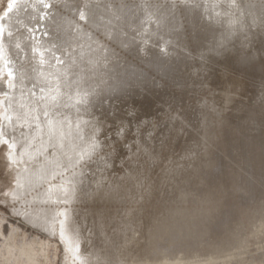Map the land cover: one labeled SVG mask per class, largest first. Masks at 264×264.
Instances as JSON below:
<instances>
[{
  "label": "rangeland",
  "instance_id": "1",
  "mask_svg": "<svg viewBox=\"0 0 264 264\" xmlns=\"http://www.w3.org/2000/svg\"><path fill=\"white\" fill-rule=\"evenodd\" d=\"M0 23V264H264V0H0ZM69 65L59 94L46 76ZM85 88L101 126L73 112ZM66 206L81 263L58 230Z\"/></svg>",
  "mask_w": 264,
  "mask_h": 264
},
{
  "label": "bare ground",
  "instance_id": "2",
  "mask_svg": "<svg viewBox=\"0 0 264 264\" xmlns=\"http://www.w3.org/2000/svg\"><path fill=\"white\" fill-rule=\"evenodd\" d=\"M18 1H19V0H18ZM46 1H48V0H46ZM16 2H17V1H16ZM30 2H31V1H30ZM34 3H35V2H34ZM28 4H29V3H28ZM35 4H36V3H35ZM44 4H45V3H44ZM26 5H27V4H26ZM30 5H31V4H30ZM46 5H47V4H46ZM41 8H42V7H41ZM45 8H47V7H45ZM17 9H18V8H17ZM31 10H32V9H31ZM71 10H72V9H71ZM118 11H119V10H118ZM191 11H192V10H191ZM124 12H125V11H124ZM19 13H20V12H19ZM40 13H41V12H40ZM195 13H196V12H195ZM7 14H8V13H7ZM10 14H11V13H10ZM8 15H9V14H8ZM37 15H38V14H37ZM91 15H92V13H91ZM116 15H117V14H116ZM10 16H11V15H10ZM19 16H20V15H19ZM61 16H62V15H61ZM87 16H88V15H87ZM195 16H196V15H195ZM30 17H31V16H30ZM58 18H60V17H58ZM61 18H62V17H61ZM97 18H99V17H97ZM191 18H192V17H191ZM18 19H19V18H18ZM33 19H34V18H33ZM106 19H107V18H106ZM197 19H198V18H197ZM2 20H3V19H2ZM5 20H6V19H5ZM103 20H104V19H103ZM195 20H196V19H195ZM15 21H16V20H15ZM18 21H19V20H18ZM22 21H23V20H22ZM60 21H61V20H60ZM60 21H59V22H60ZM110 21H111V20H110ZM198 21H199V20H198ZM72 22H73V21H72ZM103 22H104V21H103ZM201 22H202V21H201ZM56 23H58V22H56ZM61 23H62V22H61ZM69 23H70V22H69ZM74 23H75V22H74ZM0 24H1V23H0ZM30 24H31V23H30ZM36 24H37V23H36ZM47 24H48V23H47ZM116 24H118V23H116ZM120 24H122V23H120ZM60 25H61V24H60ZM60 25H59V26H60ZM62 25H63V24H62ZM68 25H69V24H68ZM112 25H113V24H112ZM112 25H111V26H112ZM198 25H199V23H198ZM32 26H33V25H32ZM65 26H66V25H65ZM65 26H63V27H65ZM108 26H109V25H108ZM196 26H197V24H196ZM1 27H3L2 24H1ZM55 27H56V26H55ZM6 28H7V27H6ZM28 28H29V27H28ZM109 28H110V27H109ZM196 28H197V27H196ZM30 29H31V28H30ZM40 29H41V28H40ZM46 29H47V28H46ZM54 29H55V28H54ZM67 29L69 30V28H67ZM71 29H72V28H71ZM8 30H9V29H8ZM16 30H17V29H16ZM31 30H32V29H31ZM52 30H53V29H52ZM72 30H73V29H72ZM195 30H197V29H195ZM54 31H55V30H54ZM56 31H57V30H56ZM65 31H66V30H65ZM104 31H107V30H106V25H105V30H104ZM129 31H130V30H129ZM29 32H30V31H29ZM57 32H58V31H57ZM57 32H56V33H57ZM59 32H61V31H59ZM62 32H63V31H62ZM81 32H82V31H81ZM3 33H4V32H3ZM11 33H12V32H11ZM26 33H27V32H26ZM49 33H50V32H49ZM74 33H75V32H74ZM4 34H5V33H4ZM76 34H77V33H76ZM181 34H182V33H181ZM26 35H27V34H26ZM28 35H29V34H28ZM55 35H56V34H55ZM64 35H66V33H65ZM130 35H131V34H130ZM1 36H2V35H1ZM6 36H7V35H6ZM31 36H32V35H31ZM62 36H63V34L61 35V37H62ZM75 36H76V35H74V37H75ZM9 37H10V36H9ZM24 37H25V36H24ZM28 37H29V36H28ZM58 37H59V36H58ZM63 38H64V37H63ZM69 38H70V37H69ZM77 38H78V36H77ZM80 38H81V37H80ZM64 39H65V38H64ZM20 40H21V39H20ZM57 40H58V39H57ZM5 41H6V40H5ZM65 41H66V40H65ZM84 41L86 42V40H84ZM84 41H82L83 44L85 43ZM20 42H21V41H20ZM79 42H81V41H79ZM82 42H81V43H82ZM52 43H53V42H52ZM54 43H55V42H54ZM59 43H60V42H59ZM20 44H21V43H20ZM49 44H50V43H49ZM57 44H58V43H57ZM57 44H56V45H57ZM86 44H87V43H86ZM54 45H55V44H54ZM59 45H60V44H59ZM89 45H90V44H89ZM20 46H21V45H20ZM27 46H28V45H27ZM39 46H41V45H39ZM61 46H62V45H61ZM70 46H71V45H70ZM87 46H88V44H87ZM46 47H47V46H46ZM53 47H54V46H53ZM90 47H91V46H90ZM90 47H89V48H90ZM98 47H99V46H98ZM72 48H73V47H72ZM32 49H33V48H32ZM34 49H35V47H34ZM49 49H50V48H49ZM57 49H58V48H57ZM61 49H62V48H61ZM70 49H71V48H70ZM80 49H81V48H80ZM95 49H96V48H93L92 50H95ZM29 50H30V49H29ZM41 50H42V49H41ZM54 50H55V49H54ZM68 50H69V49H68ZM81 50H82V49H81ZM83 50H84V49H83ZM97 50H98V49H97ZM15 51H16V49H15ZM57 51H58V50H57ZM87 51H88V53L83 54V58H82L83 61H84V60L86 61V63H87V61L90 59V56H91L90 53H89V50H87ZM75 52H76V51H75ZM85 52H86V50H85ZM30 53H31V52H30ZM81 53H84V52L82 51ZM6 54H7V53H6V49H5V51H4L3 48H2V50L0 51V56H1V58L3 57V59H4L5 56H6ZM31 54H32V53H31ZM77 54H78V52H77ZM79 54H80V53H79ZM91 54H92V53H91ZM95 54H96V53H95ZM45 55H46V53H45ZM53 55H54V54H53ZM80 55H81V54H80ZM56 56H57V55H56ZM69 56H70V55H69ZM74 56H75V55H74ZM74 56H73V57H74ZM97 56H98V55L95 56V60H97V59H96ZM13 57H14V56H13ZM32 57H33V56H32ZM67 57H68V56H67ZM77 57L79 58V55H78ZM77 57H76V59H78ZM81 57H82V56H81ZM68 58H70V57H68ZM7 59H8V58H7ZM70 59H71V58H70ZM74 59H75V57L73 58V60H74ZM80 60H81V59L79 58V61H80ZM93 60H94V58H93ZM98 60H99V59H98ZM29 61H30V59H29ZM33 61H34V60H33ZM60 61H61V60H60ZM79 61H78V63H80ZM19 62H20V61H19ZM21 62H22V61H21ZM21 62H20V63H21ZM64 62H65V61H64ZM71 62H72V60H71ZM73 62H75V61H73ZM81 62H82V60H81ZM69 63H70V62H69ZM78 63H77V64H78ZM86 63H85V64H86ZM97 63H98V62H97ZM97 63H96V64H97ZM70 64L72 65V67H73V65H75V64H72V63H70ZM80 64H81V63H80ZM80 64H79V66H77V67H78V72H77V69L75 68V69H76V72L78 73V74H77V73H75V74H77V76L79 75L78 77H79L80 79L78 80V79L76 78L78 81H80L81 78H82V81H83V79H85V78L87 77V73H86V71H84L85 69L83 70V68H82L83 65H84L83 62H82L81 65H80ZM19 65H20V64H19ZM23 65H24V64H23ZM89 65H91V64H89ZM6 66H7V65H6ZM8 66H9V65H8ZM28 66H29V65H28ZM52 66H54V65H52ZM85 66H86V65H85ZM92 66H93V62H92V65H91L90 67L92 68ZM110 66H111V65H110ZM19 67H20V66H19ZM48 67H49V66H48ZM75 67H76V66H75ZM23 68H24V67H23ZM73 68H74V67H73ZM88 68H89V66H88ZM91 68H90V70H92ZM27 69H28V68H27ZM44 69H45V68H44ZM49 69H50V68H49ZM49 69H48V70H49ZM51 69H52V68H51ZM60 69H61V70H60ZM7 70H8V69H7ZM31 70H33V69H31ZM45 70H47V69H45ZM48 70H47V71H48ZM73 70H74V69H73ZM105 70H106V69H105ZM107 70H108V69H107ZM22 71H24V69H23ZM35 71H36V69H35ZM35 71H34V72H35ZM58 71H59V72H58ZM88 71H89V70H88ZM88 71H87V72H88ZM7 72H8V71H7ZM31 72H32V71H31ZM50 72H51V74L48 72L49 74H48L46 77L48 78V77L51 76V77L53 78V80L56 79L57 81H59V82L61 83V84L58 83V84H59L58 89H59V91H60L59 94H60V93L63 94V93L65 92V91H64V90H65V87H67V85H65V84H66L67 77H70V76H71V75H70V72H71V66H70V65H69V66H66V67H65V66H63V67L56 66V67H54V68L52 69V71H50ZM52 72H53V73H52ZM94 72H95V71H94ZM94 72H93V73H94ZM8 73H9V72H8ZM41 73H42V72H41ZM45 73H46V71H45ZM73 73H74V71L72 72V75H73ZM25 74H29V72H28V73H25ZM31 74H32V73H31ZM15 75H16V74H15ZM21 75H24V74H21ZM43 75H44V74H43ZM84 75H86L85 78H84ZM90 75H91V74H90ZM32 76H33V75H32ZM36 76H37V75H36ZM38 76H40V74H39ZM38 76H37V79H38ZM41 76H42V74H41ZM41 76H40V78H42ZM15 78H16V76H15ZM22 78H23V77H22ZM28 78H29V77H28ZM43 78H44V77H43ZM50 79H51V78H50ZM61 79H63V81H62ZM48 80H49V79H48ZM19 81H20V80H19ZM35 81H36V80H35ZM44 81H45V80H44ZM61 81H62V82H61ZM20 82H22V81H20ZM51 82H52V81H51ZM76 82H77V81H76ZM76 82H75L74 85L72 84L73 82L71 83V85L69 84L70 87H71V88H72V87H73V88L76 87V86H75V85H76ZM80 82H81V81H80ZM30 83H31V82H30ZM33 83H34V82H33ZM36 83H37V82H36ZM40 83H41V82H40ZM16 84H17V82H16ZM55 84H56V83H55ZM67 84H68V83H67ZM80 84H81V83L78 84V88H79V87H82V86H80ZM20 85H21V84H20ZM25 85H26V84H25ZM30 85H31V84H30ZM52 85H53V84H52ZM81 85H82V84H81ZM14 86H15V85H14ZM55 86H56V85H55ZM44 87H45V86H44ZM46 87H48V86H46ZM56 87H57V86H56ZM70 87H69V88H66V92H70V90H71V92L73 91L72 89H70ZM84 87H85V86H84ZM17 88H18V86H17ZM51 88H52V87H51ZM29 89H30V88H29ZM29 89H28V90H29ZM69 89H70V90H69ZM74 89H75V88H74ZM76 89H77V88H76ZM89 89H90V88H85V89H83V92H82L80 89H78V91L80 90V91H79L80 93L82 92V94H81L80 97L77 95V97H79V99H81V100H79L78 103L76 102V103H77L76 106L78 107V108L75 107V109L77 108L76 110H75V109L73 108V106L71 105L72 108H73V110H74V111H73V110H72V111H73V112H76V111L78 112L79 117H78V116H77V117H78V119H83V120H82V123H83L84 125H87V124H88V121H89L88 126L91 125V123H92V125H94V127H98V126H101V124H100L99 122H96V121L92 122V121H91L92 119L90 120L89 116L85 114V112H86L87 109L89 108L88 106L90 105V104L88 105L87 103H85V102L88 100L89 95H91V93H90L91 91H90ZM55 90H56V89H55ZM25 91H26V89H25ZM29 91H30V90H29ZM47 91H48V90H47ZM57 91H58V90H57ZM57 91H56V93H57ZM74 91H75V90H74ZM76 91H77V90H76ZM30 92H31V91H30ZM43 92H44V91H43ZM48 92H49V91H48ZM48 92H47V93H48ZM102 92H103V91H102ZM10 93H11V92H10ZM16 93H17V92H16ZM74 93H75V92H74ZM77 93H78V92H76V94H77ZM83 93H84V94H83ZM33 94H34V93H33ZM48 94H49V93H48ZM51 94H52V93H51ZM57 94H58V93H57ZM62 94H61V95H62ZM64 94H65V93H64ZM78 94H79V93H78ZM93 94H94V93H93ZM25 95H26V94H25ZM40 95H41V94H40ZM44 95H45V94H44ZM53 95H54V94H53ZM53 95H52V96H53ZM74 95H75V94H74ZM226 95H227V94H226ZM226 95H225V96H226ZM21 96H22V95H21ZM30 96H31V95H30ZM50 96H51V95H50ZM59 96H60V95H59ZM70 96H71V98H72V96H73L72 93H71ZM101 96H102V95H101ZM19 97H20V96H19ZM25 97H26V96H25ZM41 97H42V96H41ZM41 97H40V98H41ZM45 97H46V96H45ZM47 97H48V96H47ZM61 97H62V96H60V98H61ZM75 97H76V96H75ZM77 97H76L75 99H77ZM98 97H99V96H98ZM98 97H97V98H98ZM226 97H227V96H226ZM233 97H234V96H233ZM50 98H51V97H50ZM52 98H53V97H52ZM19 99H20V98H19ZM19 99H18V100H19ZM25 99H29V98H25ZM56 99H57V98H55V99H53V100H56ZM67 99H68V95H67ZM67 99H65V100H67ZM69 99H70V98H69ZM73 99H74V98H73ZM89 99H90V98H89ZM104 99H105V98H104ZM223 99H224V97H223V95H222V97H221V101H222ZM8 100H9V99H8ZM20 100H21V99H20ZM33 100H34V99H33ZM44 100H45V99H44ZM46 100H48V99H46ZM58 100H59V99H57L56 101H58ZM91 100H92V99H91ZM91 100H90V102H91ZM23 101H24V98H23ZM25 101H26V100H25ZM42 101H43V99H42ZM59 101L61 102L62 100H59ZM75 101H76V100H75ZM77 101H78V100H77ZM106 101H107V100H106ZM234 101H235V99L232 100V101H230V102L227 101L228 104H226V106H224V107H225V108H224V111H227V110H228V107H227V106H228V105L230 106ZM20 102H21V101H20ZM24 103H25V102H24ZM42 103H45V102H42ZM48 103H50V102L48 101ZM52 103H53V102H52ZM52 103H51V104H52ZM61 103H62V102H61ZM61 103H60V104H61ZM71 103H72V102H71ZM84 103L87 104V105L84 106V105H85ZM88 103H89V102H88ZM5 104H6V103H5ZM8 104H9V102H8ZM55 104L57 105V102H56ZM69 104H70V103H69ZM82 104H84V105H82ZM223 104H224V103H223ZM6 105H7V104H6ZM6 105H5V106H6ZM33 105H34V104H33ZM38 105H39V104H38ZM40 105H42V104H40ZM40 105H39V106H40ZM43 105H44V104H43ZM45 105H46V104H45ZM52 105H54V103H53ZM56 105H54V107H55ZM12 106H13V105H12ZM16 106H17V103H16ZM16 106L14 105V107H16ZM47 106H48V105H47ZM57 106H59V104H58ZM64 106H65V104H64ZM74 106H75V104H74ZM6 107H7V106H6ZM30 107H31V106H30ZM32 107H33V106H32ZM42 107H43V106H42ZM42 107H41V109H42ZM22 108H23V107H22ZM43 108H44V107H43ZM45 108H46V107H45ZM55 108H56V107H55ZM58 108H59V107H58ZM63 108H64V107H63ZM16 109L18 110V108H16ZM19 109H20V108H19ZM36 109H37V108H36ZM47 109H48V108H47ZM49 109H51V108L49 107ZM52 109H53V108H52ZM53 110H54V109H53ZM55 110H56V109H55ZM55 110H54V111H55ZM57 110H58V109H57ZM59 110H61V109H59ZM69 110H71V107H70ZM88 110H89V112H90L91 109H88ZM51 111H52V110H51ZM72 111H71V112H72ZM99 111H100V110H99ZM22 112H23V110H22ZM37 112H38V111H37ZM48 112H49V111H47V114H49ZM56 112H57V111H56ZM58 112H59V111H58ZM58 112H57V113H58ZM60 112H62V110H61ZM68 112L70 113V111H68ZM7 113H8V112H7ZM38 113H39V112H38ZM40 113H41V112H40ZM45 113H46V112H45ZM69 113H67V114L69 115ZM86 113L88 114V112H86ZM90 113H91V112H90ZM187 113H189V112H187ZM36 114H37V113H35V115H36ZM50 114H51V113H50ZM50 114H49V115H50ZM61 114H62V113H61ZM8 115H9V113H8V114H5V116H8ZM23 115H24V114H23ZM31 115H32V114H31ZM37 115H38V114H37ZM37 115H36V117H37ZM52 115H54V113H52ZM92 115H93V114H92ZM25 116H26V115H25ZM33 116H34V115H33ZM59 116H60V115H59ZM59 116H58V117H59ZM71 116H72V114H71ZM8 117H9V116H8ZM8 117H7V118H8ZM20 117H21V116H20ZM22 117H23V116H22ZM36 117H35V118H36ZM38 117H40V115H39ZM49 117H50V116H49ZM52 117H53V116H51V118H52ZM60 117H61V116H60ZM60 117H59V119H60ZM69 117H70V116H69ZM72 117H74V116H72ZM72 117H70V118H72ZM87 117H88V118H87ZM3 118H5V117H3ZM7 118H6V119H7ZM18 118H19V116H18ZM35 118H33V119H35ZM47 118H48V117H47ZM51 118H50L49 120H51ZM95 118H96V117H95ZM10 119H11V117H10ZM22 119L25 120L26 118H22ZM37 119H38V118H37ZM43 119H44V118H43ZM59 119H58V120H59ZM103 119H104V118H103ZM38 120H40V118H39ZM38 120H37V122H38ZM52 120H53V119H52ZM52 120H51V121H52ZM54 120H56V119H54ZM58 120H57V121H58ZM95 120H96V119H95ZM26 121H27V120H26ZM34 121H35V120H34ZM34 121H33V122H34ZM42 121H43V120H42ZM45 121H46V120H45ZM45 121H44V122H45ZM61 121H62V120H61ZM63 121H64V119H63ZM10 122H11V121H10ZM23 122H25V121H23ZM44 122H42V123H44ZM53 122H55V121H53ZM53 122H52V123H53ZM188 122H189V121H188ZM194 122H196V121H194ZM6 123H7V122H6ZM59 123H60V122H59ZM45 124H46V122H45ZM50 124H51V123H49V125H50ZM188 124H189V123H188ZM188 124H187V125H188ZM192 124H195V123H192ZM8 125H9V124H8ZM17 125H18V124H17ZM21 125H22V124H21ZM24 125H25V124H24ZM35 125H37V124H35ZM35 125H34V127H36ZM39 125H40V123H38V127L40 128ZM49 125H48V126H49ZM54 125H55V123H54ZM57 125H59V124H57ZM57 125H55V126H57ZM18 126H19V125H18ZM18 126H17V128H18ZM26 126H28V125H26ZM26 126H25V127H26ZM43 126H45V125H43ZM43 126L41 125V130H42V127H43ZM51 126H53V125H51ZM51 126H50V127H51ZM193 126H194V125H192V127H193ZM14 127H15V126H14ZM20 127H21V126H20ZM20 127H19V128H20ZM32 128H33V127H32ZM44 128H46V127H44ZM56 128H57V127H56ZM81 128L84 129V128H87V126H82ZM14 129H15V128H14ZM21 129H22V128H21ZM21 129H20V130H21ZM199 129H200V128H199ZM213 129H214V128L211 127V128H209L208 130H205V131L201 130L202 132H201L200 136H198V138H196V141H195L194 145H197V144L201 143V142H202V139H203V135H204V134H207V133H209V132H211ZM25 130H26V129H25ZM43 130H45V129H43ZM46 130H47V129H46ZM190 130H191V129H190ZM196 130H197V129H196ZM15 131H16V130H15ZM30 131H31V130H30ZM35 131H36V130H35ZM8 132H9V131H8ZM8 132H7V133H8ZM11 132H12V131H11ZM22 132H25V131H22V130H21V133H22ZM39 132H40V131H39ZM47 132H48V131H47ZM192 132L194 133V131H192ZM197 132H198V130H197ZM21 133H20V134H21ZM45 133H46V132H44V134H45ZM48 133H49V132H48ZM54 133H55V132H54ZM56 133H57V132H56ZM199 133H200V132H199ZM199 133H198V134H199ZM23 134H24V133H23ZM23 134H22V135H23ZM32 134H33V132H32ZM46 134H47V133H46ZM46 134H45V135H46ZM16 135H17V133H16ZM29 135H30V133H29ZM38 135H40V134L38 133ZM52 135H53V133H52ZM57 135H58V134H57ZM13 136H14V135H13ZM30 136H31V135H30ZM48 136H49V135H48ZM48 136H47V138H48ZM55 136H56V134H55ZM55 136H54V137H55ZM10 137H11V136H10ZM17 137H18V135H17ZM27 137H28V136H26V138H27ZM31 137H32V136H31ZM33 137H34V135H33ZM37 137H38V136H37ZM40 137H42V135H41ZM49 137H50V136H49ZM54 137H53V138H54ZM57 137H58V136H57ZM193 137H194V135H193ZM20 138H21V137H20ZM20 138H19V139H20ZM38 138H39V137H38ZM38 138H37V139H38ZM28 139H30V138H28ZM35 139H36V137H35ZM185 139H186V138H185ZM17 140H18V139H17ZM38 140H39V139H38ZM38 140H36V141H38ZM40 140H41V139H40ZM43 140H44V139H43ZM57 140H58V139H57ZM181 140H182V139H181ZM18 141H19V140H18ZM29 141H30V140H29ZM51 141H52V140H51ZM12 142H13V141H12ZM12 142H11V143H12ZM20 142H21V140H20ZM43 142H44V141H43ZM193 142H194V141H192V143H193ZM16 143H17V142H16ZM52 143H53V142H52ZM14 144H15V143H14ZM28 144H30V142H29ZM31 144H32V143H31ZM43 144H44V143H43ZM43 144H42V145H43ZM181 144H182V143H181ZM185 144H186V143H185ZM190 144H191V143H190ZM190 144H189V145H190ZM40 145H41V144H40ZM51 145H52V144H51ZM183 145H184V144H183ZM186 145H187V144H186ZM191 145H192V144H191ZM194 145H192V146H194ZM12 146H13V145H12ZM29 146H30V145H29ZM37 146H38V145H37ZM45 146H46V145H44V147H45ZM47 146H48V145H47ZM192 146H191V147H192ZM14 147H16V146H14ZM17 147H18V145H17ZM27 147H28V146H27ZM48 147H49V146H48ZM25 148H26V147H25ZM34 148H35V147H34ZM40 148H41V147L38 146L37 149H40ZM178 148H180V147H178ZM178 148H177V150H178ZM14 149L16 150V148H14ZM14 149H13V150H14ZM22 149H23V148H22ZM30 149H31V148H30ZM187 149H188V148H187ZM26 150H28V149H26ZM35 150H36V149H35ZM41 150H42V149H41ZM50 150H51V149H50ZM182 150H183V148H182ZM182 150H180V151H182ZM189 150H191V148H190ZM189 150H188V151H189ZM16 151H17V150H16ZM258 151H259V150H258ZM258 151H257V152H258ZM22 152H23V151H22ZM33 152H34V150H33ZM37 152H38V151H37ZM43 152H44V151H43ZM186 152H187V151H186ZM250 152L252 153V151H250ZM13 153L15 154V152H13ZM20 153H21V152H20ZM31 153H32V150H31ZM39 153H40V152H39ZM25 154H26V153H25ZM28 154H30V152H29ZM32 154H33V153H32ZM37 154H38V153H37ZM37 154L35 153V155H37ZM254 154L257 155L255 152H254ZM9 155H10V154H9ZM19 155H20V154H19ZM40 155H41V154H40ZM252 155H253V154H252ZM16 156H17V155H15V158H16ZM27 156H29V155H27ZM27 156L24 155L23 157H27ZM33 156H34V154H33ZM10 157L12 158V156H10ZM18 157H19V156H18ZM18 157H17V158H18ZM20 157H22V156H20ZM20 157H19V158H20ZM15 158H14V159H15ZM28 158H30V157H28ZM37 158H38V157H37ZM255 158H256V156H255ZM22 159H23V158H22ZM26 159H27V158H26ZM26 159H23V160H26ZM16 160H18V159H16ZM19 160H20V159H19ZM29 160H30V159H29ZM13 161H14V160H13ZM142 161H144V159H143ZM147 161H148V160H147ZM20 162H21V161H19V163H20ZM22 162H23V161H22ZM24 162H25V161H24ZM17 163H18V162H17ZM253 163H254V162H253ZM21 164H22V163H21ZM142 164H143V162H142ZM144 164H145V163H144ZM16 165H17V164H16ZM22 165H23V164H22ZM145 165H146V164H145ZM255 165H256V164H255ZM25 166H26V165H25ZM147 166H148V165H147ZM258 166L260 167V169H261V168L264 169V165H259V164H258ZM26 167H27V166H26ZM18 168H20L19 165H18ZM24 168H25V167H24ZM69 169H70V168H69ZM71 169H72V168H71ZM71 169H70L69 171H71ZM21 170H22V169H21ZM26 170H27V168H26ZM67 170H68V168H67ZM60 171H61V170H60ZM20 172H23V171H20ZM25 173H26V171H25ZM72 173H73V172H72ZM54 174H55V173H54ZM59 174H60V173H59ZM59 174H58V175H59ZM67 174H69V173L66 172V175H67ZM24 175H26V174H24ZM56 175H57V174H55V176H56ZM61 175H62V174H61ZM63 175H65V173H64ZM69 175H70V174H69ZM72 175H73V174H72ZM19 176H20V175H19ZM22 177H23V174H22ZM41 177H42V176H41ZM43 177L46 178L45 176H43ZM48 177H49V176H48ZM51 177H52V176H51ZM51 177H50L49 179H51ZM67 177H68V176H67ZM70 177H71V176H70ZM70 177H69V180H70ZM30 178H31V177H30ZM32 178H33V177H32ZM32 178H31V180H32ZM61 178H62V177H61ZM61 178H60V179H61ZM18 179H19V178H18ZM20 179H22V178L20 177ZM23 179H24V177H23ZM27 179H29V178H27ZM27 179H25V180H27ZM39 179H40V177H39ZM64 179H65V178H64ZM66 179H67V178H66ZM35 180H36V179H35ZM41 180H42V178H41ZM47 180H48V178H47ZM54 180H55V179H54ZM27 181H28V180H27ZM29 181H30V180H29ZM36 181L38 182V180H36ZM43 181H44V179H43ZM60 181H61V180H60ZM64 181H65V180H64ZM70 181H72V180H70ZM74 181H75V180H73V182H74ZM18 182H20V181H18ZM23 182H24V181H23ZM46 182H47V181H45V183H46ZM50 182H52V181H50ZM26 183H28V182H26ZM32 183H33V182H32ZM34 183H35V181H34ZM42 183H43V182H42ZM42 183H41V184H42ZM55 183H56V182H55ZM61 183H63V182L61 181ZM68 183H69V182H68ZM41 184H40V186H41ZM52 184H53V183H52ZM65 184H66V183H65ZM74 184H75V182H74ZM33 185H34V184H33ZM46 185H47V184H46ZM66 185H67V184H66ZM68 185H69V184H68ZM17 186H20V185H17ZM24 186H25V184H24ZM38 186H39V185H38ZM43 186H44V185H43ZM47 186H48V185H47ZM50 186H51V184H50ZM50 186H49V187H50ZM57 186H58V183H57L56 187H57ZM72 186H73V185H72ZM256 186H257L258 188H261V190H264V179H263V177L260 178L259 181H256ZM28 187H29V186H28ZM34 187H36V186H34ZM44 187H46V186H44ZM56 187H54V188H56ZM59 187H60V185H59ZM59 187H57V188H59ZM61 187H62V186H61ZM17 188H18V187H17ZM21 188H23V184H22V187H21ZM30 188H32V187H30ZM65 188H66V187H65ZM71 188H72V187H71ZM27 189H28V188H27ZM38 189H39V191H40V192H38V193H41L40 188H38ZM42 189H43V188H42ZM51 189H52V188H51ZM69 189H70V188H69ZM16 190H17V189H16ZM22 190H23V189H22ZM24 190H26V189H24ZM24 190H23V191H24ZM30 190H31V189H30ZM34 190H36V189L34 188ZM53 190H54V192L56 193L57 190H56V191H55V189H53ZM59 190H60V188H59ZM62 190H63V188H62ZM70 190H71V189H70ZM48 191H49V190H48ZM67 191H68V190H67ZM20 192H21V190H20ZM29 192H30V191H29ZM46 192H47V189H46ZM59 192H60V191H59ZM12 193H13V192H12ZM55 193H54V194H55ZM63 193H64V192H63ZM66 193H67V192H66ZM66 193H64V194H66ZM257 193H258V192H257ZM30 194L32 195L31 192H30ZM45 194H46V193H45ZM50 194H51V193H50ZM54 194H52V195H54ZM56 194H58V193H56ZM67 194H68V193H67ZM69 194H70V193H69ZM253 194H254V193H253ZM10 195H12V194H10ZM14 195H15V194H14ZM18 195H19V193H18ZM38 195H39V194H38ZM47 195H48V194H47ZM12 196H13V195H12ZM57 196H58V195H57ZM70 196H71V195H70ZM262 196H263V195H262ZM20 197H22V196H20ZM53 197H54V196H53ZM49 198H50V197H49ZM49 198H48V199H49ZM59 198H61V197H59ZM59 198H57V199H59ZM62 198H63V197H62ZM252 198H253V196H252ZM252 198H251V199H252ZM259 198H260V197H259ZM30 199H31V198H30ZM46 199H47V198H46ZM46 199H45V200H46ZM55 199H56V198H55ZM63 199H64V198H63ZM70 199H71V198H70ZM18 200H19V199H18ZM26 200H27V199H26ZM37 200H38V199H37ZM37 200H35V201H37ZM45 200H44V201H45ZM52 200H53V198H52ZM67 200H68V198H67ZM71 200H72V199H71ZM253 200H254V199H253ZM260 200H261V199H260ZM29 201L32 202L31 200H29ZM35 201L33 200L34 203H35ZM39 201H40V200H38V202H39ZM42 201H43V200H42ZM47 201H48V200H47ZM61 201H63V200H61ZM69 201H70V200H69ZM257 201H258V200H257ZM263 201H264V200H263ZM263 201H262V202H263ZM33 202H32V203H33ZM64 202H65V201H64ZM252 202H253V201H252ZM20 203H21V202H20ZM20 203H19V204H20ZM28 203H29V202H27V204H28ZM48 203H49V202H48ZM48 203H47V204H48ZM53 203H54V202H53ZM69 203H71V202H69ZM72 203H73V202H72ZM74 203H75V202H74ZM23 204H25V203H23ZM39 204H40V203H39ZM47 204H46V205H47ZM55 204H56V203H55ZM58 204H59V203H58ZM60 204H63V203H60ZM257 204H259V203H257ZM257 204L255 203L256 206H259V205H257ZM263 204H264V203H263ZM16 205H17V203H16ZM16 205H15V207H16ZM31 205H32V206H30L29 209H31V207H33L34 204H31ZM41 205H42V204H41ZM41 205H40V206H41ZM44 205H45V203H44ZM69 205H70V204H69ZM69 205H68V207H69ZM253 205H254V204H253ZM255 205H254V206H255ZM23 206H24V205H23ZM25 206H26V205H25ZM49 206H54V204H53V205L49 204ZM238 206H239V205H238ZM34 207H36V206L34 205ZM42 207H43V206H42ZM72 207H73V205H72ZM250 207H251V206H250ZM18 208H19V207H18ZM21 208H22V207H21ZM21 208L18 209V214H19V210H21ZM26 208H28V206H27ZM38 208H39V207H38ZM54 208H55V206H54ZM64 208H65L66 210H64V209L62 208V216H61V217H58V218H60V222L58 221V222H59V226H58V225H57V226L59 227L58 230L60 229L59 231H60L61 238H62V240L64 241V243L66 244V246H65V247H67L66 251L69 253V255H68V260H70L71 262H75V261H77V260L79 259V255H78V252H79V251H78V245H79L78 242H79V240H78V238H77V236H76V234H75L76 232L74 231V230H77V229H76V228L73 229L72 226L69 224V219H68V216H67L68 214H67V212H66V211H67V206L64 207ZM263 208H264V207H263ZM12 209H13V208H12ZM15 209H16V208H15ZM32 209H33V208H32ZM35 209H36V208H35ZM46 209H47V208H46ZM46 209H45V210H46ZM48 209H49V208H48ZM229 209H230V208H229ZM229 209H228V210H229ZM242 209H243V208H242ZM252 209H254V208H252ZM257 209L260 210L259 207H258ZM43 210H44V208H43ZM52 210H53V209H52ZM56 210H57V209H56ZM58 210H59V209H58ZM228 210H227V211H228ZM244 210H245V209H243L242 212H243ZM22 211H23V209H22ZM47 211H48V210H47ZM72 211H73V210H71V212H72ZM238 211H239V210H238ZM246 211H247V210H246ZM256 211H258V210H256ZM263 211H264V210H263ZM263 211H262V212H263ZM28 212H29V211H28ZM32 212H33V210H32ZM32 212H31V213H32ZM39 212H40V211H39ZM39 212H38V213H39ZM50 212H51V211H50ZM53 212H54V211H53ZM228 212H229V211H228ZM250 212H252V213H250V214L248 215V219H249V220H253V218H255V217L257 218V217H258V216H257L258 212H253V211H251V210H250ZM16 213H17V212H16ZM21 213H22V212H21ZM23 213H24V212H23ZM23 213H22V214H23ZM31 213H30V214H31ZM36 213H37V211H36ZM41 213H42V212H41ZM229 213H230L231 215H233L231 218H233V219L238 218L237 212H235L234 210H233V211H230ZM239 213H240V212H239ZM245 213H246V212H245ZM245 213H242V214H244L243 216H245ZM263 213H264V212H263ZM22 214H21V215H22ZM26 214H27V213H26ZM54 214H55V213H54ZM71 214H72V213H71ZM39 215H40V214H39ZM50 215H51V214H50ZM50 215H49V216H50ZM55 215H56V214H55ZM59 215H60V214H59ZM59 215H56L55 217H57V216H59ZM240 215H241V214H240ZM261 215H262V217L264 216L263 214H261ZM23 216H24V215H23ZM29 216H31V215H29ZM49 216H48V217H49ZM34 217H35V216H34ZM34 217H33V219H34ZM36 217H37V215H36ZM39 217H40V216H39ZM53 217H54V216H53ZM73 217H74V216H73ZM240 217H241V216H240ZM259 217H260V216H259ZM27 218H28V217H27ZM29 218H30V217H29ZM51 218H52V217H51ZM75 218H76V217H75ZM241 218H242V217H241ZM250 218H252V219H250ZM263 218H264V217H263ZM25 219H26V218H25ZM38 219H39V218H38ZM49 219H50V217L48 218V220H49ZM258 219H259V218H258ZM26 220H27V219H26ZM41 220H42V218H41ZM50 220H52V219H50ZM259 220H260V219H259ZM29 221H30V223H31V219H29ZM35 221H37V220H35ZM53 221H54V220H53ZM55 221H57V220H55ZM33 222H34V221H33ZM37 222H38V221H37ZM44 222H45V221H44ZM44 222H43V223H44ZM49 222H50V221H49ZM70 222H71V221H70ZM258 222H260V221H258ZM261 222H263V221H261ZM56 223H57V222H56ZM74 223H75V222H74ZM251 223H252V222H250L249 224H251ZM253 223H254V222H253ZM31 224H32V223H31ZM38 224H39V223H38ZM47 224H49V223H47ZM72 224H73V223H72ZM49 225H50V224H49ZM55 225H56V224H55ZM55 225H54V226H55ZM75 225H76V223H75ZM247 225H248V224H247ZM256 225H257V224H256ZM256 225H255V226H256ZM40 226H41V225H40ZM45 226H46V225H45ZM79 226H80V225H79ZM38 227H39V225H38ZM80 227H81V226H80ZM262 227H263V226H262ZM46 228H47V227H46ZM48 228H49V227H48ZM42 229H43V228H42ZM45 230H46V229H45ZM80 230H81V229H79V231H80ZM79 231H78V232H79ZM256 231H259V229L256 230ZM260 231H261V230H260ZM260 231H259V232H260ZM46 232H47V231H46ZM46 232H45V233H46ZM212 232H213V231H212ZM47 233H48V232H47ZM252 233H253V232H252ZM256 233H257V232H256ZM81 234H82V233H81ZM253 234H255V231H254ZM253 234H252V235H253ZM259 234H260V233H259ZM78 235H79V233H78ZM257 235H258V233H257ZM244 236H245V235H244ZM246 236H247V235H246ZM260 236H261V235H260ZM260 236H256V237H260ZM78 237H79V236H78ZM248 237H249V236H248ZM80 238H81V237H80ZM237 238H238V237H237ZM237 238H236V239H237ZM262 238H263V237H262ZM258 239H259V238H258ZM258 239H257V240H258ZM80 240H81V242L84 241V240L82 241V239H80ZM241 240H242V239H241ZM241 240H239V241H241ZM260 240H261V239H260ZM251 241H252V240H251ZM236 242H237V241H236ZM241 242H242V241H241ZM241 242H240V243H241ZM247 242H248V241H247ZM262 242H263V241H262ZM84 243H86V242H84ZM81 244H82V243H81ZM81 244H80L79 246H81ZM86 244H87V243H86ZM235 244H236V243H235ZM263 244H264V243H263ZM89 245H90V244H89ZM252 245H253V244H252ZM259 245H260V244H259ZM238 246H239V245H238ZM261 246H262V245H261ZM83 247H84V246H83ZM244 247H245V246H244ZM258 247H259V246H258ZM80 248H81V247H80ZM237 248H238V247H237ZM86 249H88V248H86ZM79 250H80V249H79ZM83 250H84V249H83ZM82 253H83V252H82ZM249 253H250V252H249ZM236 254H237V253H236ZM245 254H246V253H245ZM238 255H239V254H238ZM245 256H246V255H245ZM249 256H250V255H249ZM80 258H81V257H80ZM243 258H244V257H243ZM254 258H255V257H254ZM254 258H253V259H254ZM257 258H258V257H257ZM259 258H260V256H259ZM239 259H240V258H239ZM245 259H246V258H245ZM251 259H252V258H251ZM82 260H83V259H82ZM258 260H259V259H258ZM83 261H84V260H83ZM83 261H82V262H83ZM256 261H257V260H256ZM66 262H67V261H66ZM77 262H80V261L78 260ZM238 262H239V261H238ZM80 263H81V262H80ZM95 263H96V262H95ZM95 263H93V264H95ZM249 263H250V262H249ZM65 264H66V263H65ZM67 264H68V263H67ZM73 264H76V263H73ZM81 264H83V263H81ZM84 264H85V263H84ZM89 264H90V263H89ZM91 264H92V263H91Z\"/></svg>",
  "mask_w": 264,
  "mask_h": 264
}]
</instances>
